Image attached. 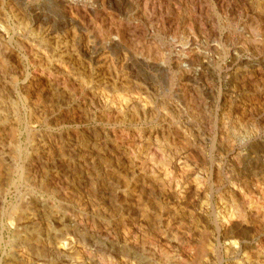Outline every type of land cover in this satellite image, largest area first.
I'll list each match as a JSON object with an SVG mask.
<instances>
[{
	"label": "bare ground",
	"instance_id": "1",
	"mask_svg": "<svg viewBox=\"0 0 264 264\" xmlns=\"http://www.w3.org/2000/svg\"><path fill=\"white\" fill-rule=\"evenodd\" d=\"M233 1L231 8L228 0H0L2 99L17 93L16 110L21 103L36 122L52 126L63 121L51 119L60 103L73 102L79 113L93 114L113 127L132 126L135 132L126 137L115 131L98 134L112 148L103 151L95 143L88 160L79 165L84 180L81 197H76L82 206L79 216L72 206L53 208L39 196L28 199L42 214L41 225L35 212L24 210L29 213L25 218L21 212L20 218L9 216L13 238L6 243L9 235L4 240L6 227H0V264H174L170 255L157 253L158 248L152 256L145 252L141 227L161 224L154 207L162 203L169 205L166 238L180 253L175 263L225 264V251L229 264H264V124H258L264 117V0ZM135 6L132 15L142 24L115 20L117 12L125 14ZM254 9L257 13L245 22L243 33L224 35L231 27L229 11L234 25L239 12ZM212 15L224 22L221 32ZM149 31L157 36L149 38ZM164 35H171L170 44L162 41ZM21 51L35 74L18 64ZM219 61L233 71L230 77ZM149 71L172 83L178 71L180 103L157 100ZM240 90L247 98L236 106L234 96ZM23 99L32 101V109ZM41 100L53 109L44 108ZM215 103L224 109V117L236 108L243 123L231 131L225 124L223 130L209 127L208 138L198 135L200 127L182 123L184 118L201 122ZM1 110L0 135L13 131ZM75 113L73 109L66 116ZM144 122L158 125L141 127ZM51 144L46 149L32 146L38 164L49 160L44 155L57 162ZM0 163L7 165L6 158ZM1 168L2 191L6 175ZM20 170L17 183L32 184L26 169ZM124 176L129 183L123 182ZM173 182L180 195L172 189ZM129 217H137L139 226L132 234L125 228Z\"/></svg>",
	"mask_w": 264,
	"mask_h": 264
},
{
	"label": "rangeland",
	"instance_id": "2",
	"mask_svg": "<svg viewBox=\"0 0 264 264\" xmlns=\"http://www.w3.org/2000/svg\"><path fill=\"white\" fill-rule=\"evenodd\" d=\"M228 2L231 5L230 6L231 8L235 7V5H234L235 3L233 0H228ZM136 11H137V6H135V8L132 11L125 13V14L117 12L115 20H117L119 22H124V23L136 22V24L140 22V24H142L141 21H138L139 20L138 18H134V16H133L134 13H136ZM252 12L249 11V14H246L245 12H242V13L239 12L240 15L238 14V16H237L238 20L234 23V25H235L234 26L230 20V18H232L233 14L231 13V11H229L227 14V17H229L227 21L230 23L231 27L229 26L230 29H228V32H227V30L224 31V35L226 33L229 34V32H231V31H237L238 33H243V28L246 26V23L247 22L249 23V21H250L249 18L250 17L252 18V16L257 13V11L255 9L252 10ZM156 16H157V14L153 15V17H156ZM167 16L168 15H166V14L163 15L164 18H166ZM212 16L214 17L213 20L214 21L216 20L214 22V25L216 27V31L218 30L219 32H221L219 29L223 25L224 22L220 21V19L218 18L217 15H212ZM136 19H138V20H136ZM210 26H211V23L208 24V27H210ZM148 33H149V35H148L149 38H155L157 36L156 33H153V35L150 34L151 33L150 31ZM169 37H171V35H164L162 41L165 42L167 40L166 43L169 42V44H170L171 40ZM172 47L174 48V46H172ZM13 48L16 49L17 51H19V49L15 45H13ZM178 48L179 47L177 45L176 51H178ZM25 55H26V52L21 51V59H20V62L17 61L18 64L20 66H23L25 69L30 70V72L32 74H35L36 71L34 70L33 67L30 68L28 61L25 58ZM244 55L249 56L250 53L244 52ZM231 56H232V53H231ZM250 57H251V55H250ZM225 64H226V61L225 62L219 61V65L223 66L222 67L223 71L226 74L228 73L227 75H228V77H230V75L233 73V71L231 72L230 69L227 68V64L226 65ZM179 70H182V69L180 68ZM177 72L178 71H176L174 73L175 79H174V82L172 83L165 76H162L158 73H154L152 71H149V73L154 74V76L151 80L156 85L157 90L159 92L158 95L156 94L157 97L160 96L157 100L160 99V101H161V99H171L172 102L178 101L180 103V101H179L180 97H177V96L181 95V92H179L177 89V83H178V79H179ZM140 77L142 78L144 76H140ZM140 77H139V79H141ZM145 77H147V76H145ZM169 83H171L170 84L171 87L169 86ZM216 84H217V88H221L220 82L218 84V81H216ZM173 85H174V87H173ZM223 88H225V87H223ZM172 90H173V93H172ZM217 90H219V89H217ZM242 93H243V90H240L236 93L237 95L235 94V96H234L235 104L236 103L238 104V102L242 103L243 99L247 98L246 94L245 93L242 94ZM207 97H208L207 98L208 100H211V99H209L210 96L207 95ZM82 100H83V97L79 96V101L81 102ZM32 101L35 102L36 98L34 97L32 99ZM32 101H29L28 99H23V104L25 103L26 105H29L30 109H32V106H33ZM14 102H16V103L19 102V96L15 92L14 93H12V92L8 93L7 95H5L3 97V99L0 97V106L2 107L1 111L4 112L3 114H4V116L6 115L5 117L7 118V120L9 119L8 123L10 122V126H12V128H13V131H10L8 129L7 132L2 133L0 135V161H2L5 158L7 160V165L0 163L1 164L0 167L2 166V168H3V169L2 168L1 169L4 170V168H5V170L3 171V175H6V177L4 176L6 179V182H5L6 184L3 185L4 190L1 191L2 188L0 189V223H1L0 227L2 228V226H4V225L6 227V229L4 231L5 233L4 232L2 233L3 238H5L4 240H7L8 235H9V241L8 240L5 241L6 243H8V242L10 243L11 239L13 238L12 228L10 229V226L13 223L9 221V216L14 214V215H16L15 217H17L19 215V218H20V215L22 213L21 216L23 218H25L27 214L29 215V213H30L29 211H31L32 212L31 214H34L33 212H35V216H37V218H35V220L37 221L36 224H38V225L42 224V219H41L42 214H40V212L37 211V208H34L35 209L34 210L33 206H29V205H34L33 203H31L29 201L31 199L33 200V198H36V196H37V198H39V197L41 199L43 198V200H45V201L48 200V204L52 202L49 205L53 208H57V207L63 208L64 206L65 207L66 206L67 207L72 206L71 210H75V212L74 211H72V212H74L75 214H77L79 216L80 215L79 212L82 211L81 210L82 206L80 207V203H78L77 198L81 197V194L79 195V193H80L79 190H80V188H82L83 181H84L81 177L79 165H83L88 160V157L93 153L91 151H92V146L95 143L99 144L102 150L104 148L103 151H106L105 149L107 148V146H108V148L109 147L112 148L111 147L112 145L110 143H106V141L104 139L102 140L101 138H99L98 134H101L102 132L110 133L112 131H115V132H117L118 135H120V136L124 135V137H126L127 132L129 134L135 133L134 131H131L132 126L113 127L111 124H107V122H105V121H100V120L94 119L93 114H91V115L89 114V116H86V115L82 114L81 112L79 113V111L77 112L76 108H74V105H76V103L73 104V102L70 103L71 105L65 104V103H60V107L55 111L54 117H51V119L56 120V121H57V119L59 121V118H61L63 120L58 126H52V125H50L49 121H44V120L36 122V116L30 115L26 110H24L22 108L21 103L19 105H17V110H18V112H17L16 107L13 106ZM41 103H42L41 105H43L44 108L47 107L46 109H49V108L53 109L52 107H50L49 102L46 103L45 100H41ZM241 103H239L238 105H240ZM237 104H236V106H237ZM221 108H222L221 105L219 106L218 104L215 103L212 106V111L204 112V114H207V115H205V117L203 119L204 120L203 124H201V122L203 120H201V122H199V121L194 122V120H191V119L189 120L188 118H184L183 119L184 121L182 120V123H184L186 125L189 124L191 126V128L200 127V129H203V130H201L203 132H201L200 134L198 133V135L201 138L210 137L211 132H209V130H208L209 127H210V129L212 127V129H214V130L217 128H219L220 130H223L222 126L225 124L227 129H230V131H231L233 125L236 126L237 122L239 123V121H240L241 123H243L241 121V120H243L242 116L240 115L241 113L239 112V114H238V112L236 111L235 105H234L235 109H233L231 112H228L229 113V117L227 116L228 118L224 117V115H223L224 109L223 108L221 109ZM73 109H75L76 113L74 115L70 114V118L68 117L69 115L66 116L67 111L68 112L70 111V113H72ZM157 109L161 113H163V112L165 113V111H166L162 107H157ZM222 110H223V112H222ZM209 113H211V115H210L212 117V118L210 117L211 120L209 117H207ZM81 115L83 117H81ZM261 121L259 120L258 124L260 122V124L263 126L264 117L261 118ZM191 122H194V123H191ZM205 122H206V125H205ZM150 123H151V125H150ZM157 123L158 122H149V123L144 122V124L143 123L141 124V127H145V128L155 127L158 125ZM196 123H198V124H196ZM153 124H155V126ZM193 124L197 125V126H194ZM205 126H207V128ZM204 128H205V130H204ZM206 130L209 133L207 136L205 135V133H207V132H205ZM36 133H38V134H36ZM213 133H215V132H213ZM2 135H3V137H1ZM98 138L100 139V141L97 140ZM209 139H211V138H209ZM40 142H41V144H39ZM51 142L54 145V150L56 149V151H54V155H55V160H57V162L54 163V161H52L54 156L49 157L47 155H44L46 157V159L49 158V160H47L45 162V164L44 163L38 164V161L35 157V154L32 151V148L35 145V147L38 146L40 148L46 149L47 147H49V145L52 146ZM61 142H62V145H61ZM208 143L209 142H207V144ZM71 147H73V148H71ZM59 149H60V151H59ZM2 150L4 151V153L6 155H3ZM206 150L209 152V150H210L209 146L207 147ZM89 152H91V153H89ZM3 165H4V167H3ZM68 167L70 168L71 172H67V169H65ZM19 168L20 169L21 168L26 169V176L27 177L29 176V178L31 180L30 183H32L33 185L29 184L28 182H26V184L25 183H19V182L17 183V181L19 180V172L21 171ZM87 168L90 169L92 167H91V165L88 164ZM90 171H91V173L92 172L94 173L93 168L90 169ZM68 173H70V174H68ZM32 174L34 175V178H33ZM123 182L129 183L130 179L128 177L124 176ZM53 183L55 184V186H53L54 185ZM174 183L175 182H173L171 184V187L176 193H179L178 195H180L181 194L179 191L180 187H177V183L176 184H174ZM51 186L55 187V188H52ZM49 188H51V189H49ZM72 189H74V190H72ZM28 192H29V194H28ZM70 193H72V194H70ZM64 194H65V196H64ZM91 194H92L91 198L96 200L95 199L96 195L93 193H91ZM59 195H61V196H59ZM73 195L75 197H73ZM71 196H72V198H70ZM65 197H66V199H65ZM22 198H23V200H25L27 198L25 200L26 202L23 201ZM27 200H28V202H27ZM57 201H58V203H57ZM23 203H24V206H23ZM20 204H22V205H20ZM59 204L62 207L59 206ZM166 204L167 203H165V204L162 203V204H159L158 207H154L155 213H157L156 215L159 217V221L161 222V224H156V226H152V224H151L152 227H150V225H143V228L147 226L148 228L147 227L146 228L148 230L146 228L143 229L141 227V230H142L143 235H144L143 241L145 240L144 241L145 242L144 243L145 244V252L151 254L150 256H152V254L154 252H157V250L159 249V251L157 253H159L163 256H166V255L169 256L170 255V257L173 258L174 264H177L175 262H176L177 258H179L180 253L175 252V250L173 248H171L172 246L170 245V243L168 242V240L166 238L168 235V231H167L166 227H167V221H168V213L167 212H168V206H169ZM25 205H26V207H25ZM18 206L20 208L23 206L22 207L23 209L22 208L20 209ZM16 207L19 209H17ZM161 208H162V210H161ZM24 210L28 211L29 213L24 211ZM22 211H24V212H22ZM24 213H25V216L23 215ZM130 219L133 221H131ZM135 221L137 222V217H132V218L129 217V219L126 220V223H125L126 227L125 228H126V231L129 232L130 234H132L134 232V230L136 232V229L139 228L138 222L136 223ZM33 222H35L34 219H33ZM23 225H25V224H23ZM153 225H155V224H153ZM164 225H166V226H164ZM134 226H137V228ZM155 228H160V229H155ZM20 229H22L24 231L23 227H20ZM129 230H131V231H129ZM154 230L156 232H154ZM160 230H161V232L162 231L163 232L161 233ZM150 231L152 233V236L150 235ZM135 234H137V233H135ZM160 234H161V236H160ZM154 235H156V236H154ZM163 235H165V236H163ZM151 237L153 240L151 239ZM156 237L158 238V240L156 239ZM147 240H150V241H147ZM156 240H157V242H156ZM154 241H155V243H154ZM160 243H162V245ZM164 243H165V245H164ZM166 245H168V246H166ZM147 246H148V248H147ZM151 248L153 250H150ZM170 248H171L172 253L170 251ZM175 256H176V258H174ZM222 258L225 260V264H229V263H227L229 257H228V254L225 253V251H222Z\"/></svg>",
	"mask_w": 264,
	"mask_h": 264
}]
</instances>
